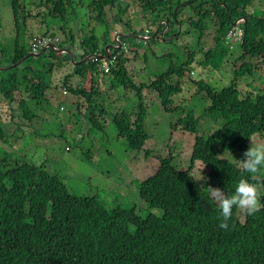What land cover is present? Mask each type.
<instances>
[{"label": "trees", "instance_id": "trees-1", "mask_svg": "<svg viewBox=\"0 0 264 264\" xmlns=\"http://www.w3.org/2000/svg\"><path fill=\"white\" fill-rule=\"evenodd\" d=\"M120 1L41 0L39 6L47 9L43 23L48 29L56 25L65 33L68 26L80 19L79 12H92L95 14L94 21L104 25L102 20L106 9L115 8ZM141 1H145L142 8L145 12H153L154 7H159L155 10L158 25L161 24L158 34L166 26L164 34L171 26H182L178 19L181 9L175 11L179 2ZM194 1L177 8L190 6L196 17L201 19L198 23L189 22L195 33L200 32L204 37L208 20L213 15L217 20L214 48L205 54L201 67L221 70L231 54L228 34L239 20H244L241 27L245 30V37L240 44L243 54L239 59L243 65L235 72L230 87L217 91L204 80H194L191 77L194 73V54L189 55L185 65H171L153 81L138 86L126 69L128 59L123 50L109 51L116 57L115 65L107 72H96L108 80L109 89L116 90L120 84L126 90H135L138 104L134 120L130 114L124 113H118L114 118L119 138L127 143L128 151L143 152L151 139L144 128L147 113L142 91L145 89L157 94L166 114L174 115L181 111L183 118L179 124L195 137L187 170H178L174 157L169 155L161 161L156 174L141 183V200L162 212L161 217L152 214L142 218L136 208L123 209L120 206L107 209L95 196L70 195L61 177L48 173L45 165L36 166L25 157L4 151L3 145L14 134L10 130L16 129L18 140L25 138L23 128L31 129L33 122L41 118L42 111L35 110L50 107L51 101L46 94L53 89L55 64L63 67L71 61L69 54L59 56L51 48L44 50L42 56H34L29 48L27 51L20 46V38L23 37L19 34L20 16L23 20L29 14L26 8L21 7L20 0H11L17 31L14 53L11 54L0 41V68L13 65L8 71H0V100L7 102L11 114L10 129L5 131L0 127V264H264V208L254 215L245 213L242 223L239 216L241 209L234 207L228 228L221 229L218 226L221 221L217 219L221 210L205 189L208 186L220 188L226 195H231L241 178L264 182L259 174L254 176L242 172L235 162L243 159L250 143L257 137H264V91H255L257 95L255 92L243 93L239 85L243 77L253 78V69L258 70L247 61L264 60V17L259 19L250 12L255 0H204L196 7L192 6ZM209 1L213 11L207 9L202 13ZM30 5L34 3L30 1ZM127 35L136 37L132 30ZM150 36L151 33L146 35L147 38ZM171 36L176 35L173 33ZM49 37L56 42V37ZM105 38L107 43L100 46L94 31L84 36L79 41V61L93 54L105 55L108 44L116 47L117 43L107 32ZM131 40L136 46L144 45L133 37ZM119 41L123 46L127 44L125 37ZM56 46L73 51V57H76L71 29L69 37L57 41ZM47 52L50 54L47 55ZM100 64L98 60L82 62L75 65L73 74L87 77L95 73ZM91 77L92 84L97 86V81ZM68 79L65 84L70 92L67 91L85 98L89 111L87 122L92 126L91 130L100 131L93 114L96 109L93 96L98 94L99 89L94 86L88 92L76 89L68 84ZM185 83L195 86L198 94H206L204 100L211 102L201 119H195L193 111L188 113L174 108V98L183 92ZM23 94L28 95V101ZM200 121L213 123V132L208 135L202 132L200 135ZM196 163H202L210 171L206 174L205 185L191 171ZM261 191V203L264 204V189Z\"/></svg>", "mask_w": 264, "mask_h": 264}, {"label": "rangeland", "instance_id": "rangeland-1", "mask_svg": "<svg viewBox=\"0 0 264 264\" xmlns=\"http://www.w3.org/2000/svg\"><path fill=\"white\" fill-rule=\"evenodd\" d=\"M30 1L34 5L29 6ZM40 1L20 0L21 7L26 8L29 14L23 20L20 16L19 34L23 36L20 38L21 47H25L28 51L33 37L54 36L56 41H64L66 37H69L71 29L74 32L77 51L74 58L76 63L79 61L80 54L79 41L84 36H89L91 32L94 31L100 46L107 43L106 32L112 41L116 36H125L127 39L125 47L129 49V53L125 52L128 59L125 66L136 86L148 84L171 65L175 67L185 65L189 55L194 54L192 68L194 76L191 77L194 80H204L220 91L232 85L235 72L239 71L243 65V62L239 61L243 54L240 45L233 44L231 54L220 71L201 67L205 54L214 48L217 20L215 15L208 20L204 37L200 32L195 33L189 22L198 23L201 19L196 17L195 11L190 6L177 8L191 0H171L173 3H180L175 9H181L178 19L182 22V26H171L166 34H163L164 40L162 32L158 34L159 25L155 10L159 7H154L153 12H145L142 10L145 1L121 0L115 8H107L102 20L104 25L94 21L95 14L92 12H79L80 19L68 26L65 33L56 25L48 29L43 23V15L47 13V9L39 6ZM90 1L87 0V3ZM202 2L204 3V0H195L192 6L196 7ZM205 7L201 10L202 13L207 9L213 11L211 1L207 2ZM250 12L259 19L264 17V0H255L250 7ZM15 23L11 0H0V41L11 54L14 53L17 37ZM131 30L142 39L147 33H151V36L144 45L136 46V43L131 40L132 37L127 35V32ZM173 33L175 37L171 36ZM107 46L113 48L112 44ZM49 54L47 52V55ZM50 61L56 63L54 60ZM247 62L253 64L258 70L253 69V78L245 76L239 81L242 92L264 91V60ZM103 69L100 64L95 73L91 74L98 83L96 86L92 84L91 75L81 78L73 74L75 65L72 59L63 67L55 64L52 73L53 85H51L53 89L46 94L51 101L50 107H40L35 110L42 111L41 118L33 122L31 129L23 128L25 138L18 140L19 135L16 129L10 130L14 134L8 138L3 149L18 157H25L36 166L45 165L48 173L61 177L70 195L86 198L95 196L107 209L120 206L123 209L136 208L138 215L142 218L152 214L161 217V210L151 208L141 200L140 185L156 174L161 161L169 155L174 157V165L178 170H187L190 166L195 137L185 132L183 126L179 124L180 119L183 118L181 111L174 115L166 114L157 94L145 89L142 91V102L147 113L144 128L151 139L143 152L128 151L127 143L119 138L114 118L118 113H124L130 114L132 121L134 120L135 107L138 104L135 90L132 88L126 90L120 84L116 90L109 89L108 80L101 74H96V72L101 73ZM71 74L73 77L68 79ZM66 78L73 88H82L87 92L91 86L99 89L97 90L99 95L93 96V106H96L93 114L100 131L91 130L92 126L87 122L89 111L85 98L69 93L68 88L69 92H66ZM186 83L185 86L183 85V92L174 98V108L184 109L188 113L193 111L195 119H201L205 110L211 106V102L207 98L208 101L204 100L206 94H198L195 86ZM256 92L254 94L257 95ZM22 96L29 100L27 94ZM8 107L6 101L0 100V127L5 131L10 129L11 114ZM198 130L200 135L202 132L208 135L213 132L214 125L209 121H200ZM258 138L253 141V144L264 143V137ZM191 171L199 180L201 176L206 178V174L210 173L202 163H196ZM259 176L264 178V168ZM200 182L202 185L207 183L204 180ZM239 216L243 223L245 212L240 210Z\"/></svg>", "mask_w": 264, "mask_h": 264}, {"label": "clouds", "instance_id": "clouds-1", "mask_svg": "<svg viewBox=\"0 0 264 264\" xmlns=\"http://www.w3.org/2000/svg\"><path fill=\"white\" fill-rule=\"evenodd\" d=\"M143 37H145L144 39L147 40L149 39L146 36ZM133 38L135 37L133 36ZM135 39L138 40L139 43H144L141 39L138 38ZM56 44L57 42L53 43V45L55 46ZM124 46L121 44V51L123 50ZM116 47H118V45H116ZM29 49H30V43H29ZM123 53H125L124 50ZM111 56H109V58H111ZM108 59L99 58L94 60L95 61L98 60L101 62L103 60H108ZM235 162L237 163L238 167L242 170V172H246L254 176L258 175L260 173V169L264 167V143H255V144L250 143L249 148L243 153V159L235 160ZM200 180H204L205 183L207 182L206 178L203 176H201ZM205 189L208 191L211 198L214 199L219 205L221 211L217 219L221 221L218 225L221 229L226 230L228 228V221L232 215V211L234 207L243 210L247 215H254L259 210H261V208H264V204L261 203V194H262L261 190L264 189V182H261L260 180L250 182L247 179L241 178L238 181L235 191L231 195H226L224 190L220 188H213L211 186H208Z\"/></svg>", "mask_w": 264, "mask_h": 264}, {"label": "built area", "instance_id": "built-area-1", "mask_svg": "<svg viewBox=\"0 0 264 264\" xmlns=\"http://www.w3.org/2000/svg\"><path fill=\"white\" fill-rule=\"evenodd\" d=\"M244 23V20H240L237 22V26H233L231 31L228 34V44L231 46L233 44L240 45L243 42V39L245 37V30L241 27V24ZM148 34V33H147ZM56 41V40H55ZM59 41V40H57ZM56 41V42H57ZM54 43V40L52 37H33L30 41V51L33 54H38L41 51L47 50L51 44ZM124 52L128 53L129 49L125 46L123 47ZM116 62V57L111 56L108 60L101 61V67L104 70V72H107L109 70V67L113 66ZM191 76H194V73L191 74ZM65 90H67L65 88ZM68 92V91H66Z\"/></svg>", "mask_w": 264, "mask_h": 264}, {"label": "water", "instance_id": "water-1", "mask_svg": "<svg viewBox=\"0 0 264 264\" xmlns=\"http://www.w3.org/2000/svg\"><path fill=\"white\" fill-rule=\"evenodd\" d=\"M223 5H225V4H223ZM177 9H175V11H176ZM161 25V24H160ZM160 25H159V27H158V29L160 28ZM234 26H237V23L234 25ZM167 26H166V28L162 31V36H163V34H164V32L167 30ZM121 37H125V36H118V37H116L115 38V41H116V43H117V45H118V47H114L113 46V48H111V47H106V49H105V51H106V55L105 56H100V55H89V56H87L84 60H82V61H78V62H76L75 63V60H74V57H73V51H67V50H61V49H57V47L55 46V45H50L49 46V48H51V49H53L54 51H56V53L59 55V56H61V55H63V54H69L70 56H71V59H72V61H73V63H74V65H78V64H80V63H84V62H87V61H89V60H91V59H99V58H102V59H108L109 58V56H111L112 54H111V52H109V51H111V50H115V49H117V50H121V44H120V41H119V38H121ZM133 37V36H132ZM135 38H138V39H141L143 42H145V41H147V39H142V38H139V37H135ZM45 52L43 51V52H41V53H39V54H36V55H34V56H42L43 54H44ZM23 61V59L22 60H20V61H18L17 62V65H19L21 62ZM13 68V65L12 66H10V67H7V68H0V71L2 70H5V71H8V70H10V69H12Z\"/></svg>", "mask_w": 264, "mask_h": 264}, {"label": "crops", "instance_id": "crops-1", "mask_svg": "<svg viewBox=\"0 0 264 264\" xmlns=\"http://www.w3.org/2000/svg\"><path fill=\"white\" fill-rule=\"evenodd\" d=\"M115 39V38H114Z\"/></svg>", "mask_w": 264, "mask_h": 264}]
</instances>
